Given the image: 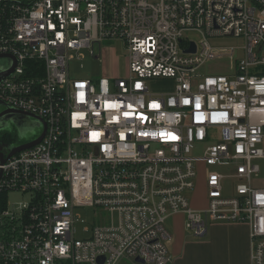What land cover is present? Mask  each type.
I'll return each mask as SVG.
<instances>
[{"label": "built area", "instance_id": "built-area-1", "mask_svg": "<svg viewBox=\"0 0 264 264\" xmlns=\"http://www.w3.org/2000/svg\"><path fill=\"white\" fill-rule=\"evenodd\" d=\"M221 37L241 38V55L208 42ZM114 41L123 76L71 77L81 49L98 58ZM0 54L16 59L0 101L45 123L0 163V192L28 195L0 211V264H168L164 223L179 213L198 238L211 222L248 225L250 264H264V0H0ZM90 207L115 218L76 238L75 209Z\"/></svg>", "mask_w": 264, "mask_h": 264}, {"label": "rangeland", "instance_id": "rangeland-1", "mask_svg": "<svg viewBox=\"0 0 264 264\" xmlns=\"http://www.w3.org/2000/svg\"><path fill=\"white\" fill-rule=\"evenodd\" d=\"M184 38L197 40L199 35L197 32L185 33ZM209 44L212 47L218 48H234L238 55H241L240 47L243 45V40L238 37H221V38H209ZM101 50L99 52L98 58H93L90 56L88 49H81L79 54L82 55L80 59L74 58L69 63L70 75L73 78H85L97 80L98 78L110 75L113 73L123 76L126 72V56L127 50L125 46L120 41L101 43ZM94 51L97 54V45L94 47ZM224 65V60H216L210 62V64H205L201 67V71L204 73H212L216 68H222ZM214 68H210V67ZM150 89L157 92L169 91L172 87V82L163 79H153L149 83ZM0 132L9 134L13 138L11 145L17 144L19 141L29 140L35 135L41 132V127L37 122H30L29 124H23L17 126L13 124L9 119L6 120V125L0 128ZM260 166V172L257 177L258 182H264V161H258ZM203 175L199 174L196 179V185L193 193L189 196L191 204L198 206L204 202V185H203ZM0 195V203L3 202V206H8V203L18 204L19 202H24L28 199V195L19 192H8ZM1 209V205H0ZM75 213L80 215V218L84 220V223L77 219L74 223L75 237L83 239L87 236V233L83 231L84 226L91 227L96 225L100 221H105V217L108 221L114 220L115 214L105 213L100 211L99 208H76ZM167 225V221H165Z\"/></svg>", "mask_w": 264, "mask_h": 264}, {"label": "crops", "instance_id": "crops-1", "mask_svg": "<svg viewBox=\"0 0 264 264\" xmlns=\"http://www.w3.org/2000/svg\"><path fill=\"white\" fill-rule=\"evenodd\" d=\"M116 73L105 75L114 76ZM194 209H203V204ZM165 228L172 236L168 245V264H250L249 228L243 223L211 222L207 233L195 237L185 229L182 213L166 218ZM116 264H150L122 258Z\"/></svg>", "mask_w": 264, "mask_h": 264}, {"label": "water", "instance_id": "water-1", "mask_svg": "<svg viewBox=\"0 0 264 264\" xmlns=\"http://www.w3.org/2000/svg\"><path fill=\"white\" fill-rule=\"evenodd\" d=\"M190 50L193 51L194 47ZM15 64L16 60L13 56L8 54H0V80L13 71ZM7 119L17 126L29 124L30 122H37L41 127V132L38 135H35L33 139L26 140L21 144L17 143L15 145H8L0 143V163H3L6 158L10 157L14 153L37 144L41 140L45 131V123L39 117L17 109H13L0 101V128L6 125ZM102 261L103 257H100L98 262L102 263ZM135 261L138 263H144V261L141 259H135Z\"/></svg>", "mask_w": 264, "mask_h": 264}, {"label": "flooded vegetation", "instance_id": "flooded-vegetation-1", "mask_svg": "<svg viewBox=\"0 0 264 264\" xmlns=\"http://www.w3.org/2000/svg\"><path fill=\"white\" fill-rule=\"evenodd\" d=\"M33 138H31V139H33ZM25 141L26 140L19 141L18 143L21 144ZM12 142H13V138H11V136L9 134H7V133L4 134V132H0V143L11 145Z\"/></svg>", "mask_w": 264, "mask_h": 264}, {"label": "trees", "instance_id": "trees-1", "mask_svg": "<svg viewBox=\"0 0 264 264\" xmlns=\"http://www.w3.org/2000/svg\"><path fill=\"white\" fill-rule=\"evenodd\" d=\"M4 194H6L5 192L4 193H1L0 192V195H2V198H1V200L3 199V197H4ZM0 205H1V209H0V211H2L4 208H5V206H3L4 204H3V202L1 201V203H0Z\"/></svg>", "mask_w": 264, "mask_h": 264}, {"label": "bare ground", "instance_id": "bare-ground-1", "mask_svg": "<svg viewBox=\"0 0 264 264\" xmlns=\"http://www.w3.org/2000/svg\"><path fill=\"white\" fill-rule=\"evenodd\" d=\"M8 55H9V54H8ZM11 56H12V55H11ZM15 60H16V59H15ZM15 67H16V64H15ZM14 69H15V68H14ZM14 69H13V70H14Z\"/></svg>", "mask_w": 264, "mask_h": 264}]
</instances>
